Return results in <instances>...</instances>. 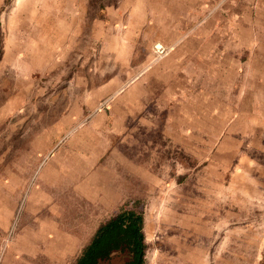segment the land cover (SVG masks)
<instances>
[{
	"label": "rangeland",
	"instance_id": "1",
	"mask_svg": "<svg viewBox=\"0 0 264 264\" xmlns=\"http://www.w3.org/2000/svg\"><path fill=\"white\" fill-rule=\"evenodd\" d=\"M98 4L0 0V264H73L124 207L145 264H264V157L215 155L176 107L121 105L172 47L116 45Z\"/></svg>",
	"mask_w": 264,
	"mask_h": 264
},
{
	"label": "crops",
	"instance_id": "2",
	"mask_svg": "<svg viewBox=\"0 0 264 264\" xmlns=\"http://www.w3.org/2000/svg\"><path fill=\"white\" fill-rule=\"evenodd\" d=\"M98 5V30L114 33L116 45L172 47L145 74L135 64L129 74L138 80L119 96L121 105L176 107L183 118L179 124L207 133L215 155L227 150L230 156L264 157V0H101ZM237 129L243 133L237 139L224 134ZM234 141H242L243 148Z\"/></svg>",
	"mask_w": 264,
	"mask_h": 264
},
{
	"label": "trees",
	"instance_id": "3",
	"mask_svg": "<svg viewBox=\"0 0 264 264\" xmlns=\"http://www.w3.org/2000/svg\"><path fill=\"white\" fill-rule=\"evenodd\" d=\"M143 227L140 211L120 209L98 224L73 264H145Z\"/></svg>",
	"mask_w": 264,
	"mask_h": 264
},
{
	"label": "built area",
	"instance_id": "4",
	"mask_svg": "<svg viewBox=\"0 0 264 264\" xmlns=\"http://www.w3.org/2000/svg\"><path fill=\"white\" fill-rule=\"evenodd\" d=\"M154 49H155V52L159 55L166 54L169 50L168 47H166L162 44H159V43L154 45Z\"/></svg>",
	"mask_w": 264,
	"mask_h": 264
}]
</instances>
